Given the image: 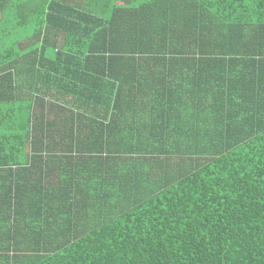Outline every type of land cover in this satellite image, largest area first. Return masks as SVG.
I'll use <instances>...</instances> for the list:
<instances>
[{
	"label": "trees",
	"instance_id": "16d2710c",
	"mask_svg": "<svg viewBox=\"0 0 264 264\" xmlns=\"http://www.w3.org/2000/svg\"><path fill=\"white\" fill-rule=\"evenodd\" d=\"M0 264H264V0H0Z\"/></svg>",
	"mask_w": 264,
	"mask_h": 264
}]
</instances>
